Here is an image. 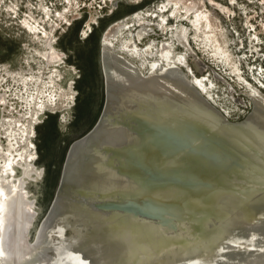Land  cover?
<instances>
[{"label": "bare ground", "instance_id": "1", "mask_svg": "<svg viewBox=\"0 0 264 264\" xmlns=\"http://www.w3.org/2000/svg\"><path fill=\"white\" fill-rule=\"evenodd\" d=\"M171 5L172 27L166 15L136 13L102 33L104 113L76 142L33 237L38 209L27 181L44 176L37 127L73 106L77 92L72 80L61 85L54 26L40 33L44 16L25 19L37 72L0 66V264H264V84L242 83L227 31L202 0H165L162 9ZM191 13L197 47L248 97L242 118L206 98L215 85L199 61L192 75L183 68L176 45L190 50L180 19ZM155 31L170 38L157 46ZM210 168L218 174L203 173Z\"/></svg>", "mask_w": 264, "mask_h": 264}, {"label": "rangeland", "instance_id": "2", "mask_svg": "<svg viewBox=\"0 0 264 264\" xmlns=\"http://www.w3.org/2000/svg\"><path fill=\"white\" fill-rule=\"evenodd\" d=\"M164 1L73 0L69 7V0H0V66L2 64H8L13 68L23 66L29 70V63L33 71L37 72L36 65L40 59L35 50L39 49V46L32 44L31 35L22 24L25 19L32 24L35 18L41 22L44 16L45 21L39 32L42 33L43 26L48 30L54 26L52 35L54 45L65 54L66 64L60 68L63 77L61 85L64 87L68 80H72L77 92L73 106L62 113L55 115L48 113L42 116L37 127L35 138L39 155L37 165L44 169V176L39 182L27 181L28 191L33 196L39 213L32 229V237L46 214L44 211L53 194L69 142L88 130L102 109L104 101L102 33L114 21L136 13L156 21L166 15L167 23L172 27L175 23L174 16L169 13L172 5L168 10H163ZM202 2L203 10L220 20V24L227 31L229 51L237 61L242 83L246 85L248 82L254 86H257L258 82L264 84V0H202ZM44 9L49 11L50 17H46ZM60 12H64L63 18L59 17ZM183 13L185 10L180 11V14ZM92 14L96 19L92 22L87 35H83ZM31 15L34 19L30 18ZM190 16L180 19L181 24L188 29V41L185 46L190 49L189 54L185 52L184 47L176 45L178 55L183 53L185 57L183 68L186 66L184 69L192 75L193 62L199 61L207 78L211 76L209 79H212L215 85L212 92L214 99L207 95L206 98L221 112H228L225 114L231 119L242 118L250 110L246 93L234 83V79L225 68L216 66L202 54L193 39L194 30L191 27L193 13ZM155 33L157 46L170 38L169 33L168 35H163L162 31ZM123 35L126 34H120L119 39L124 37ZM39 36L35 37L37 42ZM26 44L30 48L29 51L25 50ZM115 44L118 42L115 41ZM63 114H66L65 120L62 119Z\"/></svg>", "mask_w": 264, "mask_h": 264}, {"label": "water", "instance_id": "3", "mask_svg": "<svg viewBox=\"0 0 264 264\" xmlns=\"http://www.w3.org/2000/svg\"><path fill=\"white\" fill-rule=\"evenodd\" d=\"M103 81H104V92H105V98H106V78H105L104 73H103ZM252 103H253V100H252ZM103 113H104V106L102 107V109H100V112H99L96 120L92 124V126L88 130H86L84 133H82V134H84V136L79 138V136L82 135V134H80L77 137H74L69 142L68 147H67V149L65 151L61 166H60V170H59V173H58V178H57L56 184L54 186L53 194H52L51 199H50V201H49V203H48V205L46 207V210L49 209L52 206L53 202L55 201V198H56V195H57V186L63 179V175H64V172H65V169H67L69 167L70 163H71L70 161H71V157L73 155V150H75L76 147H77L76 142L77 141H81L82 139H86L85 137H87L90 133H92L97 128V126L99 125V123L101 121ZM76 138H78V139H76ZM223 149L226 150L225 147H223ZM215 169L210 168L209 170H204L203 173L207 174V175L208 174H211V175L218 174V172ZM228 179H229L228 177L227 178L226 177L222 178V180H228ZM46 210L44 211V214H45ZM38 217H39V213H38Z\"/></svg>", "mask_w": 264, "mask_h": 264}]
</instances>
